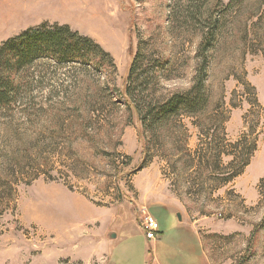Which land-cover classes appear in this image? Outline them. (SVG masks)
Listing matches in <instances>:
<instances>
[{
    "label": "rangeland",
    "instance_id": "1",
    "mask_svg": "<svg viewBox=\"0 0 264 264\" xmlns=\"http://www.w3.org/2000/svg\"><path fill=\"white\" fill-rule=\"evenodd\" d=\"M192 2L0 0V43L42 22L68 24L116 66L40 62L22 74V109L0 119V264H154L138 225L149 207L157 236L173 241L168 206L197 229L204 264H264V0ZM210 14L219 21L207 107L144 133L118 95L138 41L151 62L169 61L158 93L187 89ZM244 136L256 149L224 183Z\"/></svg>",
    "mask_w": 264,
    "mask_h": 264
},
{
    "label": "trees",
    "instance_id": "2",
    "mask_svg": "<svg viewBox=\"0 0 264 264\" xmlns=\"http://www.w3.org/2000/svg\"><path fill=\"white\" fill-rule=\"evenodd\" d=\"M189 1L185 4L186 10L189 4H193L192 0ZM199 15L203 14L199 12ZM218 21L219 17L212 14L204 17L196 72L191 85L184 90L158 93L161 79L167 77L169 61L157 58L151 62L147 42L138 41L128 64L123 91H119L118 95L127 108L133 109L144 133L156 132L181 116L200 113L207 107L210 95L206 86L207 61L217 39ZM40 62L54 68L79 66L85 70H108V74L116 71L109 52L91 37L71 29L68 24L42 22L28 27L0 43V119H6L16 108L22 109V74ZM213 143L210 139L207 145L212 146ZM232 145L231 158L220 178L224 183L243 172L256 149L255 142L248 141L246 136ZM213 151L216 153L214 158L220 164L221 151L216 149V145ZM4 198L6 196L0 197V206Z\"/></svg>",
    "mask_w": 264,
    "mask_h": 264
},
{
    "label": "crops",
    "instance_id": "3",
    "mask_svg": "<svg viewBox=\"0 0 264 264\" xmlns=\"http://www.w3.org/2000/svg\"><path fill=\"white\" fill-rule=\"evenodd\" d=\"M168 207L171 208L178 217L177 227L180 232L174 237L173 241L167 242L164 240L163 236L161 238L157 236V234H160L159 225L156 238L147 240L153 250V263L204 264L203 243L197 229L192 224L188 223L187 218L181 214L179 210L170 206ZM148 210L149 207L145 209L146 212H148ZM138 226L141 228V225Z\"/></svg>",
    "mask_w": 264,
    "mask_h": 264
},
{
    "label": "built area",
    "instance_id": "4",
    "mask_svg": "<svg viewBox=\"0 0 264 264\" xmlns=\"http://www.w3.org/2000/svg\"><path fill=\"white\" fill-rule=\"evenodd\" d=\"M141 227L145 231V236L147 240H153L156 238V232L158 230V222L156 219L149 214L148 212H144L142 218H141Z\"/></svg>",
    "mask_w": 264,
    "mask_h": 264
}]
</instances>
